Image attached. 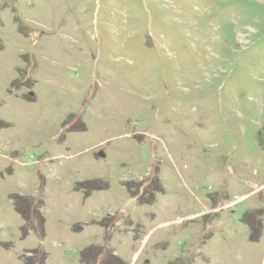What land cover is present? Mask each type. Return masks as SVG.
<instances>
[{
  "label": "rangeland",
  "instance_id": "obj_1",
  "mask_svg": "<svg viewBox=\"0 0 264 264\" xmlns=\"http://www.w3.org/2000/svg\"><path fill=\"white\" fill-rule=\"evenodd\" d=\"M0 264H264V0H0Z\"/></svg>",
  "mask_w": 264,
  "mask_h": 264
}]
</instances>
